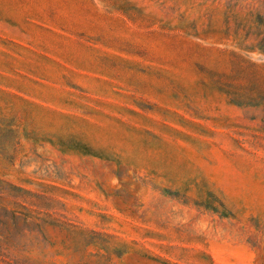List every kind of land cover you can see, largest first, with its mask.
Masks as SVG:
<instances>
[{"label":"rangeland","instance_id":"374dc122","mask_svg":"<svg viewBox=\"0 0 264 264\" xmlns=\"http://www.w3.org/2000/svg\"><path fill=\"white\" fill-rule=\"evenodd\" d=\"M264 0H0V264H264Z\"/></svg>","mask_w":264,"mask_h":264},{"label":"trees","instance_id":"16d2710c","mask_svg":"<svg viewBox=\"0 0 264 264\" xmlns=\"http://www.w3.org/2000/svg\"><path fill=\"white\" fill-rule=\"evenodd\" d=\"M259 95H261L262 101L261 104L264 107V87L263 88H259Z\"/></svg>","mask_w":264,"mask_h":264}]
</instances>
